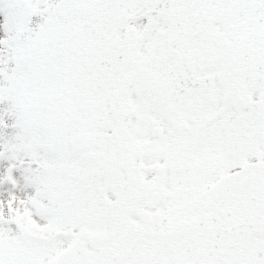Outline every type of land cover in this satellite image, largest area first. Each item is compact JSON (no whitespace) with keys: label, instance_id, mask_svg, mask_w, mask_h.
Wrapping results in <instances>:
<instances>
[{"label":"snow or ice","instance_id":"6c2138e0","mask_svg":"<svg viewBox=\"0 0 264 264\" xmlns=\"http://www.w3.org/2000/svg\"><path fill=\"white\" fill-rule=\"evenodd\" d=\"M0 264H264V0H0Z\"/></svg>","mask_w":264,"mask_h":264}]
</instances>
